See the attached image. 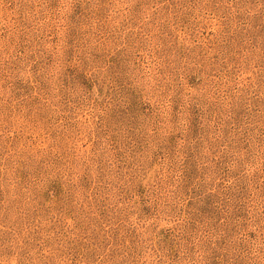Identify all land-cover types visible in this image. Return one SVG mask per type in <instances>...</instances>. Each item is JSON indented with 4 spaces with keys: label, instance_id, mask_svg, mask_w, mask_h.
Instances as JSON below:
<instances>
[{
    "label": "rangeland",
    "instance_id": "374dc122",
    "mask_svg": "<svg viewBox=\"0 0 264 264\" xmlns=\"http://www.w3.org/2000/svg\"><path fill=\"white\" fill-rule=\"evenodd\" d=\"M0 264H264V0H0Z\"/></svg>",
    "mask_w": 264,
    "mask_h": 264
}]
</instances>
